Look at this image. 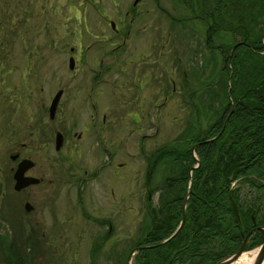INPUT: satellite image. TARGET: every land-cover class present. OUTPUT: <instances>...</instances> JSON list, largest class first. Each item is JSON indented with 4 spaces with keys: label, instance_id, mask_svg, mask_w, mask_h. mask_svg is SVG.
Instances as JSON below:
<instances>
[{
    "label": "rangeland",
    "instance_id": "374dc122",
    "mask_svg": "<svg viewBox=\"0 0 264 264\" xmlns=\"http://www.w3.org/2000/svg\"><path fill=\"white\" fill-rule=\"evenodd\" d=\"M134 1L132 6L133 0H0L2 115L7 114L8 106L15 109L16 125L24 126L26 135L32 132L33 150H25V154L37 166L47 163V179L52 180L46 191L29 201L33 207L25 216L22 202L17 206L19 195L3 199L0 195V264H72L75 259L79 260L76 264L85 262L86 248L77 243L92 240L96 228L81 219L74 195L78 193L75 190L80 186L82 170L89 174L105 163L101 146L111 149L114 163L124 162L119 170L121 177L112 174V167H106L102 171L104 182L99 177L86 179L82 184L89 190L85 194L90 195L84 194V204L95 215L92 208L100 203L93 201V193L100 196L102 204L109 187L115 196L127 198L125 228L129 241L113 246L118 243L117 230L111 241L94 250L90 258L92 264H124L143 225L150 221L157 185L170 174L171 165L179 168L177 161L162 159L146 181L149 154L160 146L180 149L181 144L173 141L180 134L190 135L181 132L185 120L190 117L188 124L203 131L223 104L232 99L224 62L236 46H240L235 52L238 67L260 69L263 65L264 0ZM109 24L116 27L118 34ZM260 41L259 52L249 49ZM41 50L47 53L44 59ZM225 63L230 65L229 61ZM182 71L186 74L183 77ZM44 78L46 92L40 89L41 83L45 88ZM140 83L144 84L142 88L138 87ZM59 89L61 94L50 118L48 108ZM156 93L157 106L152 108V94ZM253 98L249 95L250 100ZM141 100L142 109L138 111ZM90 114H96L98 119L101 114L107 117L106 126L99 130L100 139L94 133ZM132 114L139 116L137 123L130 120ZM44 122L45 136L40 128ZM135 127L148 129H142L147 136L140 142L135 137ZM56 133L62 137L60 150H54ZM78 133H82L80 140ZM10 135L0 134V194L11 182L8 154L12 151L5 150ZM39 146L46 150H36ZM73 147L81 149L71 152ZM25 165L22 163L20 168ZM184 181L176 183V193L184 194ZM240 191L245 194V186ZM147 194L151 198L145 201ZM142 202L146 208L140 213ZM254 206L261 207L256 216L264 228V196L256 198ZM217 211L213 210L215 227L222 230L227 224ZM140 214L144 222L136 231ZM33 216L41 220L38 227L47 226L57 234L48 230L44 236H37L35 244L33 235L24 230ZM173 236L174 233L169 238ZM137 248L147 258L152 255V249ZM133 259L132 255L130 264Z\"/></svg>",
    "mask_w": 264,
    "mask_h": 264
},
{
    "label": "flooded vegetation",
    "instance_id": "af4514ba",
    "mask_svg": "<svg viewBox=\"0 0 264 264\" xmlns=\"http://www.w3.org/2000/svg\"><path fill=\"white\" fill-rule=\"evenodd\" d=\"M132 6L136 4V2L133 0L131 3ZM110 23V22H109ZM109 26L114 30L115 33L118 34L116 27L114 25ZM43 50V49H42ZM41 50L40 56L46 57L45 51ZM69 50L72 51L73 47L70 46ZM45 55V56H44ZM46 60V58H45ZM45 69V68H44ZM182 77L185 76V72H181ZM3 75L0 74V77ZM23 76V74H22ZM43 78H41V81ZM45 81V88H43L42 83L40 85V89L47 91V85H46V79ZM24 82V81H23ZM184 87L187 85L186 81L184 80ZM143 83L138 84V87H143ZM171 90H174V87L172 85ZM27 95V94H26ZM156 99H158V93L152 94L151 99V107L154 108L157 106ZM47 102V96L45 94V103ZM231 102V100L229 101ZM231 104V103H229ZM234 107V103L232 102V109ZM4 106H0V134L8 137V135L11 133L10 137L8 138L6 142V148L5 150L12 151L10 154H8V158L10 160L11 165L9 166V169L11 171V182L9 185H7V189L4 186V191L0 194L1 198H5L6 196H13L14 194L19 195L18 204L16 201H14L17 206L20 202L24 205L25 202L29 203V210L25 211L23 207L24 213L22 215L29 214L32 209V204L29 202L32 198L39 196V193L42 192V190H47L48 184L52 181L51 179H47V163L40 164L37 166V162L30 158L28 154H25V150H33L32 149V140L30 132H28V135H26V129L24 126L20 127V125H16L14 118L16 115L15 109L12 106H8L7 108V114L4 115V117L7 116L5 120L2 119ZM142 109V100L140 101L138 105V111H141ZM156 116V114H155ZM3 117V118H4ZM130 120H132L133 123H137L140 119L139 116L136 114L129 115ZM229 117V116H228ZM90 123L92 127L94 128V133L99 137L100 129L106 126L107 123V117L105 114H101L99 119L96 114L89 115ZM190 119V117H189ZM189 119L187 121L185 120L184 130L181 132H191V127ZM228 119V118H227ZM224 121V119H223ZM222 121V123H223ZM227 122V121H226ZM222 123L220 126V129L218 130L217 134L215 136H212V140L218 137L221 132L223 131L224 127L221 130ZM45 125H41V131L43 135H46V124L47 122H44ZM98 125V126H97ZM208 125V124H207ZM203 131L200 132L201 134L206 132V128ZM26 127L28 125L26 124ZM154 128V127H153ZM157 128V127H156ZM25 129V130H24ZM144 129L148 130L147 128L142 127H135L134 131L136 134L137 141L140 142V139L144 136H147V134L143 133ZM27 136L26 138H24ZM78 140L82 138V133H78L77 135ZM41 139L45 140L42 136H40ZM33 138V136H32ZM211 138H205L202 140L197 141L196 143L200 142L198 145L212 141ZM42 144V143H41ZM197 145V146H198ZM195 146L193 150H190V156L195 160V162L188 166V176H187V183H186V190L184 193L186 194L187 190H191V171H193L196 167H202L204 168V165H201L199 162V159L195 153ZM81 148L73 147L71 152L73 150H80ZM101 149L105 151V163L102 165L100 164L99 167L94 169L92 172L87 174L86 170H82L81 180H80V186L76 187V193L74 195L75 197V204L78 210V213L82 220H86V222H91L95 228L96 231L93 233L92 240H85L84 242H78V246H85V262L83 264H92V260L90 256L93 252H95L97 249L99 250L102 246L106 245L111 241V237L113 234H116V231L119 230V239L118 243L113 246H117L121 243H128V237L126 233L125 223H126V200L122 195L115 196L113 189L109 187L107 189V195L103 196V203L101 204V201L99 199L100 196L95 195V192L93 193V201H99L100 204L94 206L92 209L96 213L93 215V212H90V210H86L84 200L85 198L84 194L87 191L86 187L82 184L86 179L93 180L97 177H99L102 182H104L105 174L102 172L103 169L106 167H112L109 169L113 175L121 177V171L122 166L124 165L123 161H116L114 163L113 154L111 152V149H107L105 146H101ZM36 150H46V147L39 146ZM54 150H60L55 149ZM124 152H127L126 149ZM154 150L149 154L147 158L150 157V159L153 157ZM127 154V153H126ZM14 156V158H12ZM23 159H27L30 161V165L23 171L22 175L26 177H30L34 179V181H29L26 185L21 187L18 190L14 189V182L13 179V172L17 166V163ZM149 161V159H147ZM157 165V164H156ZM156 165H152V163L147 162L145 164V180H149V177L153 170L155 169ZM173 167V168H172ZM193 167V168H191ZM172 168L170 170V174L164 177L159 186V191L157 195H152L154 199V204L152 206L153 210L150 215H148V219L150 220L147 225H143L144 222V215L140 214L138 221L139 224L137 225L136 231L141 229L140 233L136 237L135 245L137 247L148 248L152 249V255L147 258L145 254L142 252H139L141 248L137 251L138 256H136L137 264H215L217 261L223 259L227 255L234 253L237 251L240 241L243 236L246 234V241L244 244V247L241 250L240 255L246 254L250 259H254L255 257V249L259 246V244L262 242L263 239V232L259 229H254L260 224L256 223V215H255V209H252L248 216L244 215L246 213V208L250 207L252 202L255 203V199H259L261 196H257L252 194L251 191L252 188L249 184H244L239 180V177H235L232 180H228V188L229 190H236L237 194H207V189L204 190L203 194H190L186 197L185 194H178L175 192L176 183L177 185H180L179 182L182 180V174L181 169L175 168L174 165H171ZM121 170V171H119ZM110 173H107L109 175ZM205 174H203L204 176ZM177 176V178H176ZM170 177V178H169ZM103 178V179H102ZM189 188H188V182ZM202 179L200 180V182ZM11 188V194H9L8 190L9 187ZM36 186H42L39 190H34ZM245 186L246 192L241 193L240 187ZM44 188V189H43ZM168 189V192H167ZM181 187L178 188V192H181ZM8 192V193H7ZM7 193V194H6ZM89 196L90 194H85ZM151 195L147 194L145 196V201L150 200ZM216 201V202H214ZM231 201L234 202L237 208L238 212V221L237 223L233 216L232 211V204ZM118 204V205H117ZM253 205V204H252ZM255 205V204H254ZM118 206V207H117ZM20 207V206H19ZM151 207V205H150ZM260 207V206H259ZM143 208H146L144 203L141 204V211L140 213H143ZM204 208L207 210H204ZM214 209H218L217 211L218 215L223 216V220L226 221L227 226L224 227L222 230H217V226L215 227L216 223H214V217H216V214L213 212ZM228 209L230 211H228ZM246 209V210H245ZM147 210V209H146ZM221 210H225L223 212V215L221 214ZM99 213V215L97 214ZM20 214V216H22ZM138 215V214H137ZM231 216L233 218V223L231 220ZM246 218L250 219V221H247ZM33 221H29V223H26V229L25 232L29 233L30 235H33L34 239L37 241V236H44L46 232H48L49 227H38L37 223L40 220L37 219L36 216H33ZM263 224V223H262ZM150 225V226H149ZM215 227L214 229H212ZM204 230H208L210 228V231L203 232ZM80 228L78 227L77 235L80 234ZM77 230V229H76ZM52 232V230H49ZM60 231V230H59ZM101 231V232H100ZM256 231H260L262 233L261 237H255L254 233ZM56 232H52L57 234ZM62 230L59 232L61 234ZM174 233L173 237H170V234ZM209 234V237L207 236ZM218 236H223L222 238H218ZM169 239V240H168ZM207 239L209 242H206ZM259 240L258 243H255ZM40 240V239H39ZM256 240V241H255ZM102 241V242H100ZM38 242V241H37ZM94 245V246H93ZM133 244V246H135ZM148 246V247H145ZM151 246V247H149ZM109 249V248H108ZM95 250V251H94ZM250 252V253H249ZM254 253V254H253ZM239 255V256H240ZM254 255V256H253ZM127 254L124 257V264L126 260ZM205 259V260H203ZM120 260H123V257L120 258ZM79 260L75 259L73 260L72 264L78 263ZM235 262V261H234ZM234 262L230 263L233 264ZM264 260L262 261V263ZM61 264H66L64 261H61Z\"/></svg>",
    "mask_w": 264,
    "mask_h": 264
},
{
    "label": "trees",
    "instance_id": "16d2710c",
    "mask_svg": "<svg viewBox=\"0 0 264 264\" xmlns=\"http://www.w3.org/2000/svg\"><path fill=\"white\" fill-rule=\"evenodd\" d=\"M261 40L264 41V37ZM260 44L261 41L257 46L255 44L250 45L249 49L259 52ZM239 48V45L235 47L230 58L225 57V62L229 61L230 63L229 66L228 63L224 62V71L229 73L228 76L230 78L228 82L230 85L229 95L232 99L228 100L233 101L234 107L221 134L212 141L200 144L195 148L199 162L205 167H196L191 171L192 194H203L204 190L207 189V194L236 195V190L230 191L228 188V180H232L235 177H239L241 182L249 184L255 191H264L263 66L260 69H255L253 66L238 67L239 65L235 60V52ZM261 62L263 63V59ZM249 95H253L254 98L250 100ZM229 108V101H226L216 118L208 123L206 132L203 134H201L196 125L192 124V127L189 124L191 127L190 135L182 136L180 134L175 138L176 141H183V145L179 147L180 149L158 147L148 162L156 165L165 157H170L171 161H177L179 164L182 180L187 181L188 166L195 162L190 156V144L215 136ZM203 174L205 175L203 176ZM201 179L202 181L200 182ZM185 190L186 188L184 187ZM257 196H264V193ZM252 204L246 208L247 210L245 209L246 213L244 215L248 216L252 209H255V215L260 211L261 207L254 206V202ZM228 211L230 210L228 209ZM255 217L256 223L260 224L261 222L257 216ZM231 220L233 223L232 216ZM246 220L250 221L248 218ZM254 235L258 239L262 238L260 231H256ZM258 239L257 241L255 240V243L259 242ZM35 244L37 243L35 242ZM33 248L31 247V249ZM133 264H137L136 258Z\"/></svg>",
    "mask_w": 264,
    "mask_h": 264
},
{
    "label": "water",
    "instance_id": "95a60500",
    "mask_svg": "<svg viewBox=\"0 0 264 264\" xmlns=\"http://www.w3.org/2000/svg\"><path fill=\"white\" fill-rule=\"evenodd\" d=\"M68 67L71 68L72 67V59L69 58L68 60ZM263 73H264V59H263ZM61 94V90H57V92L55 93V95L53 96L51 102H50V106H49V117L51 118L53 116V113H54V110H55V107H56V103L59 99V96ZM232 109V104H230V110L228 112V114L225 116L224 118V121L222 123V127H221V130L222 128L224 127L226 121H227V118H228V115L230 113ZM212 140V138L210 139ZM61 141H62V137L59 133H56L55 135V149H58L61 145ZM200 142L198 143H194L192 146H191V150H193V148L195 146H197ZM12 158H14V156H12ZM22 163H25L26 165L21 169L20 166ZM30 165V161L27 160V159H23L21 161H19L17 163V166L15 168V171L13 173V179L15 180L14 182V189L15 190H18L20 189L21 187H23L24 185H26L27 183H29V181H34V179L30 178V177H26V176H23L22 173L23 171ZM189 183H190V180L188 182V188H189ZM191 193L190 189L187 190L186 192V197ZM231 204H232V211H233V215H234V218L236 220V222L238 223V214H237V209H236V206L234 204L233 201H231ZM24 209L27 211L29 210V204L28 203H24ZM254 229H259V230H262L263 234H264V228L261 227V226H257L255 227ZM248 234H246L245 236L242 237L241 239V242H240V245L237 249L236 252L234 253H231L229 255H227L226 257H224L223 259L217 261L215 264H230L232 262H234L238 257H239V254L241 253V250L242 248L244 247V244H245V241H246V237H247ZM131 254V253H130ZM130 254L128 256V259L130 257ZM264 260V235H263V240L262 242L259 244V246L255 249V257L254 259H251L249 261V264H261L262 261Z\"/></svg>",
    "mask_w": 264,
    "mask_h": 264
},
{
    "label": "bare ground",
    "instance_id": "6f19581e",
    "mask_svg": "<svg viewBox=\"0 0 264 264\" xmlns=\"http://www.w3.org/2000/svg\"><path fill=\"white\" fill-rule=\"evenodd\" d=\"M249 261H250V258L246 254H242L238 257V259L233 264H249ZM262 264H264V262Z\"/></svg>",
    "mask_w": 264,
    "mask_h": 264
}]
</instances>
